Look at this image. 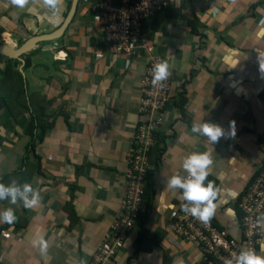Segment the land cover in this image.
Instances as JSON below:
<instances>
[{
	"label": "crops",
	"instance_id": "0c3cea01",
	"mask_svg": "<svg viewBox=\"0 0 264 264\" xmlns=\"http://www.w3.org/2000/svg\"><path fill=\"white\" fill-rule=\"evenodd\" d=\"M122 1L79 0L57 39L10 60L25 84L18 103L26 107L27 96L37 94L43 113L54 119L29 149L24 131L29 112L22 108L14 120L6 108L0 109V180L15 172L41 196L33 209L0 201V211L12 207L16 217L12 224L0 222V264L86 261L118 211L126 154L136 127L146 123L139 99L147 60L142 49L132 60L111 53L102 40L103 23L90 8ZM69 3L63 0L53 20L41 0H30L24 9L0 0V46L18 48L34 35L53 32ZM142 35L154 54L167 60L172 78V99L154 132L161 151L146 180V228L157 242L135 252L134 225L115 264H206L191 241L165 240L168 211L182 201L181 191L167 188L166 180L174 171L183 172L188 153L210 152L208 180L219 189L212 221L239 238L236 204L264 163V107L259 100L264 89V61L259 58L264 56V0H177L145 20ZM7 62L0 56V79ZM201 120L226 131L235 121V137L212 145L191 131ZM259 225L255 251L264 255V220ZM38 234L48 241L47 257L32 245Z\"/></svg>",
	"mask_w": 264,
	"mask_h": 264
},
{
	"label": "built area",
	"instance_id": "2783aa9c",
	"mask_svg": "<svg viewBox=\"0 0 264 264\" xmlns=\"http://www.w3.org/2000/svg\"><path fill=\"white\" fill-rule=\"evenodd\" d=\"M177 0H123L119 5L98 3L91 6L94 19L102 21V40L111 53L134 59L146 54L144 74L140 81L141 97L139 111L146 117V123L136 127L131 146L127 151V164L124 169V181L119 199V208L111 220L102 238L86 264H115L117 252L123 247L129 231L145 210L142 201L146 171L151 168L147 152L154 144L155 131L165 119V108L172 99L171 76L153 86V66L163 60L154 54L152 46L142 38L143 21L154 17L171 7ZM180 1V0H178ZM259 100L264 107V89ZM178 206L169 209L165 240L175 243L176 237L191 241L200 251L206 264H223L225 258L238 254L242 248L256 249L260 242L259 223L264 220V163L255 173L240 194L237 207L240 212L239 226L241 234L238 239L227 235L225 229L214 225L212 218L207 222L185 213Z\"/></svg>",
	"mask_w": 264,
	"mask_h": 264
},
{
	"label": "clouds",
	"instance_id": "9594fccd",
	"mask_svg": "<svg viewBox=\"0 0 264 264\" xmlns=\"http://www.w3.org/2000/svg\"><path fill=\"white\" fill-rule=\"evenodd\" d=\"M11 6L24 9L29 5L30 0H8ZM42 5L49 11L50 17L54 20L60 14L63 0H41ZM260 62L264 61V56L259 55ZM264 72V67H260ZM170 76V66L167 60L157 62L152 69L153 86L161 84ZM191 131L198 135L207 137L213 145L226 136L235 137V121L229 122L226 131L220 125L200 121L194 122ZM213 159L208 151H192L185 155L182 161L183 172L174 171L166 180V187L180 190L182 193L181 209L193 217L207 222L215 210L214 201L217 198L219 189L212 180H208L211 174ZM207 181V182H206ZM7 200L10 205L18 203L25 209H33L40 204L41 196L38 188L31 183H20L12 179L5 184L0 182V201ZM15 212L12 207H7L0 211V222L12 224L15 221ZM33 247L38 248L42 257L48 256L49 244L43 234H38L32 240ZM77 264H86L84 260H78ZM223 264H264V255L257 253L253 249L242 248L238 254H233L231 258H225Z\"/></svg>",
	"mask_w": 264,
	"mask_h": 264
},
{
	"label": "trees",
	"instance_id": "16d2710c",
	"mask_svg": "<svg viewBox=\"0 0 264 264\" xmlns=\"http://www.w3.org/2000/svg\"><path fill=\"white\" fill-rule=\"evenodd\" d=\"M11 62L12 61L8 60V62L6 63L3 76L0 79V109L6 108L14 118V120H18V116L22 108L29 112V120L27 125L25 126L24 131L29 136L27 148L32 149L35 139L40 138L44 132V129L49 127L53 122L54 115L48 116L43 113V108L40 105L39 95L37 94H29L27 96L26 107H23L18 103L17 97L19 94H23L25 92V84L21 73L18 71V69H14L12 67ZM27 65L28 61L26 60L24 66L26 67ZM177 105L179 107L182 105V98L179 99ZM154 140V144L149 148L147 152L150 165L154 161L158 153L161 151V149H159L158 147L159 141L157 138V134L154 135ZM150 171L151 168L147 169L146 179L148 178V174L150 173ZM12 179L18 180L19 182H21V184L27 182V179L18 176V174L16 175L15 172L6 174L0 181L5 182L8 180L9 182ZM146 183L147 182H145L144 194L142 196L145 210L139 215L137 222L135 223V225H137L138 227V233L134 242L135 252L143 250L144 248H149L151 245L157 242V236L154 233L148 231V229L146 228L148 213V207L146 206L148 202L146 199Z\"/></svg>",
	"mask_w": 264,
	"mask_h": 264
},
{
	"label": "water",
	"instance_id": "95a60500",
	"mask_svg": "<svg viewBox=\"0 0 264 264\" xmlns=\"http://www.w3.org/2000/svg\"><path fill=\"white\" fill-rule=\"evenodd\" d=\"M79 0H70L68 11L64 17V20L59 27L51 33L34 35L28 38L18 48L12 46H0V56L5 57L7 60H19V57L23 54L33 50L35 45L41 42L52 41L57 39L63 32L65 26L72 20V17L76 11Z\"/></svg>",
	"mask_w": 264,
	"mask_h": 264
}]
</instances>
